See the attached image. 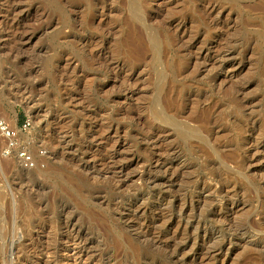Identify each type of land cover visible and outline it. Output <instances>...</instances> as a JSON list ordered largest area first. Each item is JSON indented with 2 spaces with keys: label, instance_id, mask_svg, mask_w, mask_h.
Returning <instances> with one entry per match:
<instances>
[{
  "label": "rangeland",
  "instance_id": "rangeland-1",
  "mask_svg": "<svg viewBox=\"0 0 264 264\" xmlns=\"http://www.w3.org/2000/svg\"><path fill=\"white\" fill-rule=\"evenodd\" d=\"M255 1L0 0V264H264Z\"/></svg>",
  "mask_w": 264,
  "mask_h": 264
},
{
  "label": "built area",
  "instance_id": "built-area-1",
  "mask_svg": "<svg viewBox=\"0 0 264 264\" xmlns=\"http://www.w3.org/2000/svg\"><path fill=\"white\" fill-rule=\"evenodd\" d=\"M27 126H28V124H26L24 126V128H26ZM12 135L13 134L8 130L7 126L2 121H0V137L1 138H5V139H7L10 142L9 143V149L13 145L12 141H11L13 139ZM20 158L23 159L26 164L30 163V159L26 156L25 153H21L20 154Z\"/></svg>",
  "mask_w": 264,
  "mask_h": 264
},
{
  "label": "bare ground",
  "instance_id": "bare-ground-1",
  "mask_svg": "<svg viewBox=\"0 0 264 264\" xmlns=\"http://www.w3.org/2000/svg\"><path fill=\"white\" fill-rule=\"evenodd\" d=\"M255 3H257L256 1H255ZM206 4V3H205ZM216 6H214V5H208V3H207V6H205L204 8V12L206 11V14H208V16H209V14L211 15L212 13H213V11L216 9L215 8ZM253 10L254 11H256L258 14H260L261 16H264V0H261V1H259L257 4H255V6H254V8H253ZM156 140V139H155ZM157 153V152H156ZM169 154V153H168ZM174 156V155H173ZM160 158V157H159ZM156 162H158V161H156ZM155 162V163H156ZM157 164V163H156ZM155 164V165H156ZM153 165V164H152ZM158 165V164H157ZM159 167V166H158ZM145 230V229H144ZM143 232V231H142ZM151 236V235H150ZM150 238V237H149ZM148 238V239H149ZM172 238V237H171ZM174 239V238H173ZM144 240V239H143ZM146 240V239H145ZM175 240V239H174ZM152 241V240H151ZM205 241V240H204ZM147 242V241H146ZM170 254H172V253H170ZM171 256V255H170Z\"/></svg>",
  "mask_w": 264,
  "mask_h": 264
}]
</instances>
